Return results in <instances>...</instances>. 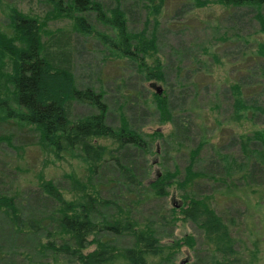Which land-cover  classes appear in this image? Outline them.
Masks as SVG:
<instances>
[{
  "label": "rangeland",
  "instance_id": "obj_1",
  "mask_svg": "<svg viewBox=\"0 0 264 264\" xmlns=\"http://www.w3.org/2000/svg\"><path fill=\"white\" fill-rule=\"evenodd\" d=\"M94 1L103 5L107 15L118 5L125 12L130 33L143 32L146 37L154 34L157 52L146 57L145 63L148 67L156 59L161 63L165 84L145 80V69L139 63L119 57L110 48L101 35L115 38L114 31L100 21L96 10L85 15L90 28L87 31H91L86 33L78 30L69 16L56 15L47 0H0V32L12 33L8 15L13 9L35 17L41 27L42 56L54 68L69 71L77 89L102 93L108 108V125L117 129L125 121L126 128L145 141V151L125 147L116 153L115 143L98 139L95 142L106 146L109 154L93 170L77 151L66 150L57 156L38 143L37 134L29 126L4 121L0 113V196L14 200L22 220L42 218L51 226L50 214H57L59 203H51L39 183L52 181L65 200H74L81 195L73 185L76 180L86 193L97 192V225L112 222L117 215H128L138 228L154 233L162 252L156 257L147 255L148 264H229L178 210L189 200L187 197L209 196L207 203L234 241L238 262L264 264L261 161L249 157L246 151L251 147L244 144L241 149L236 139L253 130L264 132V58L256 53L257 43L264 41V31L260 30L254 12L248 7L235 9L212 0H164L154 17L144 0ZM262 15L264 22V12ZM8 73L10 67L3 66V96L5 77L1 74ZM234 82L239 83L241 99L251 106L239 120L232 115L228 89ZM156 92L169 102L170 119L157 109ZM67 110L72 122L98 112L76 101H70ZM156 132L161 137L153 136ZM201 139L206 143L191 158V171L212 177H199L179 189L174 182L182 179L188 151ZM111 153L119 156L120 165L129 169L134 177L132 182L119 175ZM175 171L173 184L165 187L167 195L152 196L149 183L156 175ZM214 179H222L225 184ZM100 201L109 202V206ZM24 233L16 232L0 209V264H71L50 252H38L39 240L44 237ZM96 238L113 247L119 256L123 249L139 246L130 234L118 237L104 232ZM95 247L91 245L85 252ZM117 264H123L121 256Z\"/></svg>",
  "mask_w": 264,
  "mask_h": 264
},
{
  "label": "trees",
  "instance_id": "obj_2",
  "mask_svg": "<svg viewBox=\"0 0 264 264\" xmlns=\"http://www.w3.org/2000/svg\"><path fill=\"white\" fill-rule=\"evenodd\" d=\"M47 1L54 6L56 15L69 16L76 28L86 33L91 31H87L90 28L86 24L85 15L89 11L96 10L100 21L114 31L115 38L101 35L107 44L109 43L110 48L119 57H126L139 63V67L145 69V80L166 83L165 73L157 59L153 66L148 67L145 63L146 57H152L157 52L154 34L146 37L143 32L130 33L126 25L125 12L118 5L110 11V15H107L103 11V5L94 0ZM144 1H146L145 7L153 16L159 14L164 4V0ZM212 2L235 9L248 7L254 12L253 15L260 25V30L264 31L262 18L264 0H212ZM197 4L202 5L204 2ZM8 20L12 33L0 32V70L3 66L10 67V73L1 74L5 77L6 89L5 96L0 92L2 120L29 126L37 134L38 143L57 156L66 150L77 151L79 158L89 164L93 170L103 164L106 155L109 154L106 146L95 142L98 139H109L115 143L116 153L122 152L125 147L140 148L145 151V141L136 132L128 130L125 121L117 129L108 125V108L103 101L102 93L96 94L89 88L77 89L69 71L54 68L42 56L41 27L35 17L21 14L13 9L8 15ZM16 42L20 45L17 46ZM256 47V53L264 58V41L257 43ZM228 86L232 96V115L239 120L243 117L242 112L247 108L250 109L251 106L246 105L241 99L238 82L230 83ZM70 101L94 107L98 112L72 122L67 110V104ZM154 102L161 113H167L169 102L164 95L156 92ZM167 114V119H170V114ZM178 128L180 130V126ZM177 134L179 135L178 132ZM153 136L161 137V133H153ZM236 139L239 140L241 149L244 144L251 147L246 152H249V157L255 156L260 159L264 175V132L253 130L250 134L240 135ZM230 142L235 140L230 139ZM204 143L206 141L201 139L193 149L188 151V164L180 181L172 180L176 176V171L156 175V178L149 183L152 196L165 197L167 195L165 187L171 186L173 182L177 188L181 189L199 177L210 180L212 176L191 171L190 160L199 153ZM110 157L111 159L114 157L112 153ZM113 159L118 166L119 175L127 182L131 181L134 177L130 175L126 166L120 165L121 158L118 156ZM226 168L228 170L226 174H228L230 166ZM214 181L225 184L222 179H214ZM39 184L43 194L51 199V203L52 201L59 203L57 214H53V217L52 213L50 214L51 226L42 222V218L22 220L14 200L0 196V209L8 216L16 232L44 237L43 241L39 240L38 252H50L56 257L61 256L67 259L71 264H117L120 256L123 264H148L147 255L156 257L162 252L158 246V239L153 236L154 233L145 228H138L135 222L129 220L128 215L125 218L117 215L112 222L102 226L97 225L94 220L95 205L99 203V199L95 196L97 192L86 193L84 186L78 181L74 180L73 185L81 191V195L74 200H65L52 181H41ZM187 198L189 200L183 203L184 207L178 209L182 218L202 231L206 240L213 245L214 251L219 253L227 263L240 264L227 226L207 203L209 196ZM100 203L103 206H109L107 201H100ZM172 211H174L173 208ZM104 232L118 237L130 234L139 246L123 249L119 256L113 247L103 245L96 238L97 234ZM89 237L92 238L88 239ZM186 239L188 240V237ZM91 245L96 247L92 251L85 252Z\"/></svg>",
  "mask_w": 264,
  "mask_h": 264
},
{
  "label": "water",
  "instance_id": "obj_3",
  "mask_svg": "<svg viewBox=\"0 0 264 264\" xmlns=\"http://www.w3.org/2000/svg\"><path fill=\"white\" fill-rule=\"evenodd\" d=\"M157 91L160 92V90H157ZM158 92H157V93H158ZM173 205H174L175 208H178V207H177L178 205H176L174 202H172V206H173Z\"/></svg>",
  "mask_w": 264,
  "mask_h": 264
}]
</instances>
